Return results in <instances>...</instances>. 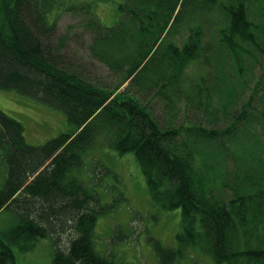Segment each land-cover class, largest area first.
<instances>
[{
    "label": "trees",
    "instance_id": "1",
    "mask_svg": "<svg viewBox=\"0 0 264 264\" xmlns=\"http://www.w3.org/2000/svg\"><path fill=\"white\" fill-rule=\"evenodd\" d=\"M100 3L117 15L110 27L94 12ZM66 4L0 0V90L59 110L68 124L32 146L0 109V217H12L0 228V264L44 238L52 264H117L97 250L94 228L128 195H110L108 164L88 160L101 147L132 154L150 199L180 211L175 247L148 237L157 264L187 251L213 264H264V72H253L264 63V0ZM62 7L82 16L77 30H59L53 11ZM86 58L118 83L93 77ZM189 63L203 70L184 92Z\"/></svg>",
    "mask_w": 264,
    "mask_h": 264
},
{
    "label": "rangeland",
    "instance_id": "2",
    "mask_svg": "<svg viewBox=\"0 0 264 264\" xmlns=\"http://www.w3.org/2000/svg\"><path fill=\"white\" fill-rule=\"evenodd\" d=\"M84 1L89 0H64L67 3L65 8L69 4L76 5L80 2L84 3ZM63 8L54 10V16L58 20L60 31L71 32L73 29L78 28L82 16L75 17L70 13L62 12ZM94 12L99 16L102 24L107 27H110L117 18L114 9L110 8V3H100L95 6ZM182 32L180 36L171 40L175 46H179L187 40L188 35L185 33L187 31L184 29ZM85 40L89 43V36ZM167 47L165 45V49ZM82 48L84 53L85 47ZM165 49L162 51H165ZM255 54L258 56V53L255 52ZM88 62L92 66L93 77H98L103 83L109 82L112 85L118 83V78L110 72L109 68L94 59L88 60ZM182 69L179 78L183 79L181 84H183L184 92H188L190 90L189 79L195 80V75H198V72L203 68H199L198 63L193 65L189 63L183 66ZM262 71L264 72V63L253 68V72L257 77ZM150 76L152 77V74ZM127 85L125 81L118 91L124 90ZM253 85V83L250 84L251 89ZM136 89L137 87L131 89L130 92L143 103L145 93L143 91L141 94L136 95ZM0 109L22 124L26 142L32 146L43 145L46 141L68 131L66 118L61 111L11 91L0 90ZM155 109H157V106ZM98 158L105 161L108 164L106 166L111 171L109 178H106L110 195L113 192H119L122 187L128 196L113 212L98 218L94 228L97 250L103 255H113L116 259L118 258L117 264L121 262L124 264H157V256L152 251V244L149 242L148 237L159 241L166 247H175V236L181 219L180 211L162 210L158 204L150 199L144 189L145 182L142 181V176L132 154L118 155L110 149L103 150L101 147L91 151L88 156L91 163L96 162ZM87 172L90 176L99 173V171L92 172L88 170ZM11 220L10 213L2 215L0 217V228L11 222ZM54 249L51 238L37 241L34 248L29 252H20L15 248V263L52 264ZM172 264H213V262L199 251H187L181 259Z\"/></svg>",
    "mask_w": 264,
    "mask_h": 264
}]
</instances>
